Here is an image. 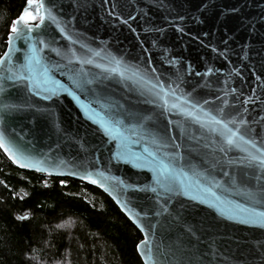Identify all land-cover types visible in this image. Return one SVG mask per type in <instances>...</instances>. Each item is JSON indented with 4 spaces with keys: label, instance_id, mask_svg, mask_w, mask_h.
Segmentation results:
<instances>
[{
    "label": "water",
    "instance_id": "1",
    "mask_svg": "<svg viewBox=\"0 0 264 264\" xmlns=\"http://www.w3.org/2000/svg\"><path fill=\"white\" fill-rule=\"evenodd\" d=\"M29 10L0 56L7 159L102 191L142 264H264V0Z\"/></svg>",
    "mask_w": 264,
    "mask_h": 264
},
{
    "label": "trees",
    "instance_id": "2",
    "mask_svg": "<svg viewBox=\"0 0 264 264\" xmlns=\"http://www.w3.org/2000/svg\"><path fill=\"white\" fill-rule=\"evenodd\" d=\"M27 0H0V56ZM141 234L98 188L21 170L0 150V264H142Z\"/></svg>",
    "mask_w": 264,
    "mask_h": 264
},
{
    "label": "snow or ice",
    "instance_id": "3",
    "mask_svg": "<svg viewBox=\"0 0 264 264\" xmlns=\"http://www.w3.org/2000/svg\"><path fill=\"white\" fill-rule=\"evenodd\" d=\"M27 4H28L29 9H30L31 7L34 6V4H35V0H27ZM41 7H42V5H41ZM29 9H26V10L22 13V15L18 18L17 21H13V23H12V27H11V29H10V31H11L12 33H18V32H20V28L18 27L19 24H26L28 21L34 20V19L36 18V16L33 15V13H32ZM41 18H42V17H41ZM31 30H32V29H31L30 27L27 28V31H31ZM9 39H11V37H10ZM32 59H33L32 57H26V61L31 62ZM39 62H40L39 60H36V61H35V63H37V64H38ZM233 135H235V133H233ZM228 143H229V144L232 143L231 139L228 140ZM3 146H4V145H3L2 138H0V147H3ZM261 164H264V160H261ZM93 183H95V181H93Z\"/></svg>",
    "mask_w": 264,
    "mask_h": 264
}]
</instances>
